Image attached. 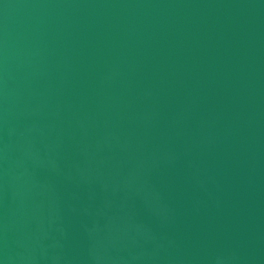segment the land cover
Wrapping results in <instances>:
<instances>
[{"label": "water", "instance_id": "95a60500", "mask_svg": "<svg viewBox=\"0 0 264 264\" xmlns=\"http://www.w3.org/2000/svg\"><path fill=\"white\" fill-rule=\"evenodd\" d=\"M0 264H264V0H0Z\"/></svg>", "mask_w": 264, "mask_h": 264}]
</instances>
